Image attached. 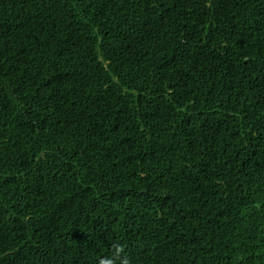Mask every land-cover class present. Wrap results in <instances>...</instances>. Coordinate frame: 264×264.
Listing matches in <instances>:
<instances>
[{"label": "trees", "instance_id": "obj_1", "mask_svg": "<svg viewBox=\"0 0 264 264\" xmlns=\"http://www.w3.org/2000/svg\"><path fill=\"white\" fill-rule=\"evenodd\" d=\"M116 246L264 264V0H0V264Z\"/></svg>", "mask_w": 264, "mask_h": 264}, {"label": "clouds", "instance_id": "obj_2", "mask_svg": "<svg viewBox=\"0 0 264 264\" xmlns=\"http://www.w3.org/2000/svg\"><path fill=\"white\" fill-rule=\"evenodd\" d=\"M117 259L119 260L120 264H132L129 257L125 254L123 246H116L112 257L104 258L100 261V264H115Z\"/></svg>", "mask_w": 264, "mask_h": 264}]
</instances>
